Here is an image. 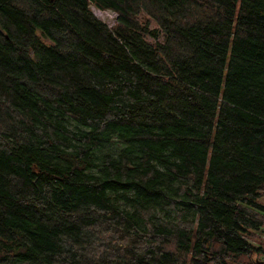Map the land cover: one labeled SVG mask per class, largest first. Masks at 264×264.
<instances>
[{"label": "trees", "instance_id": "obj_1", "mask_svg": "<svg viewBox=\"0 0 264 264\" xmlns=\"http://www.w3.org/2000/svg\"><path fill=\"white\" fill-rule=\"evenodd\" d=\"M262 196L264 0H0V264H254Z\"/></svg>", "mask_w": 264, "mask_h": 264}, {"label": "rangeland", "instance_id": "obj_2", "mask_svg": "<svg viewBox=\"0 0 264 264\" xmlns=\"http://www.w3.org/2000/svg\"><path fill=\"white\" fill-rule=\"evenodd\" d=\"M96 14L103 19L104 21L108 22L109 24L113 23L114 18H115V14L110 12V11H106V12H98L96 11ZM260 202H262L264 204V196H262L260 198ZM261 240H263V244H264V238H262ZM259 242V239L257 240V243ZM264 247V246H263ZM259 259H261V257H264V253H261L260 255H258Z\"/></svg>", "mask_w": 264, "mask_h": 264}, {"label": "built area", "instance_id": "obj_3", "mask_svg": "<svg viewBox=\"0 0 264 264\" xmlns=\"http://www.w3.org/2000/svg\"><path fill=\"white\" fill-rule=\"evenodd\" d=\"M262 237L264 238V232H263V235H262ZM256 261H260V263H259V264H264V257H263V258H261V259H257Z\"/></svg>", "mask_w": 264, "mask_h": 264}, {"label": "water", "instance_id": "obj_4", "mask_svg": "<svg viewBox=\"0 0 264 264\" xmlns=\"http://www.w3.org/2000/svg\"><path fill=\"white\" fill-rule=\"evenodd\" d=\"M98 13V12H97ZM260 263V261H255V263L254 264H259Z\"/></svg>", "mask_w": 264, "mask_h": 264}]
</instances>
